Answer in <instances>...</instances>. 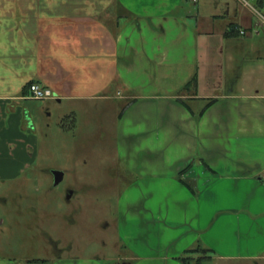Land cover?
Masks as SVG:
<instances>
[{
	"label": "crops",
	"instance_id": "0c3cea01",
	"mask_svg": "<svg viewBox=\"0 0 264 264\" xmlns=\"http://www.w3.org/2000/svg\"><path fill=\"white\" fill-rule=\"evenodd\" d=\"M140 1L142 12L123 0H0V184L25 178L41 159L32 84L55 93L44 103L78 106L101 101L117 83L135 101L119 123L118 149L129 176L138 178L135 191L148 181L182 180L192 188L186 198L199 209L198 223L190 224L194 247L184 253L214 252L207 263L263 261L264 20L256 12L264 16V7L259 0H208L206 10L187 16L193 25L170 13L187 10L183 3ZM75 116L64 117L60 130L75 128ZM143 214L136 231L162 232L155 245L148 231L146 247L168 245V227L150 208ZM222 219L217 234L214 222ZM131 235L122 240L132 247ZM146 250L149 256L120 264L161 260L158 250ZM79 260L32 264H84Z\"/></svg>",
	"mask_w": 264,
	"mask_h": 264
},
{
	"label": "rangeland",
	"instance_id": "374dc122",
	"mask_svg": "<svg viewBox=\"0 0 264 264\" xmlns=\"http://www.w3.org/2000/svg\"><path fill=\"white\" fill-rule=\"evenodd\" d=\"M123 1L131 5L130 8L144 9L140 0ZM152 2L155 6L167 4L171 7L183 3L187 10L170 13L195 25V21L187 16L190 12L196 13L198 8L206 10L209 1ZM255 22L258 23V19ZM261 32L264 33V28ZM114 85L101 92V101L98 102L78 106H60L54 101L30 102L34 119L42 124L41 159L25 178L0 184V263L32 264L64 257L66 260L80 259L79 262L84 264H120L122 259L132 255H148L146 249L159 251L156 257L161 260L154 264H182L173 258L192 257L184 250L194 247L197 230L190 224L198 223L195 212L199 209L193 199V202L187 200L189 190L178 180L157 185L148 181L147 187L143 184L142 193L135 191L138 178L134 173L129 176L128 165L118 154L121 143L119 123L125 117L127 107L135 101L127 99L129 94L119 91L117 83ZM72 112L77 114L75 128L61 131L60 125L66 120L64 117ZM70 120L73 126L74 119ZM194 166H200V162L196 161ZM55 172L65 176L57 188L54 185ZM70 192H75L74 198L70 197ZM144 207L155 213L152 219L158 220L161 227H168V237L165 233L163 236L170 241L168 245L146 247L148 231L150 235L154 234L149 239L155 245L162 239L157 237L162 232H153L151 227L135 230L142 227L139 221L140 215L144 216ZM223 220L214 222L217 234L222 232ZM130 233L133 234L132 247L122 240ZM257 234L259 240L264 238V232L258 231ZM188 237H192V241H188L190 244L186 242ZM193 257L195 260L199 258ZM165 258L167 260L163 261ZM246 264H264V260Z\"/></svg>",
	"mask_w": 264,
	"mask_h": 264
},
{
	"label": "trees",
	"instance_id": "16d2710c",
	"mask_svg": "<svg viewBox=\"0 0 264 264\" xmlns=\"http://www.w3.org/2000/svg\"><path fill=\"white\" fill-rule=\"evenodd\" d=\"M263 7H264V0H259V8H263ZM231 29L232 30H230V33L232 35H236V33L237 34L239 33L238 29H236V28H231ZM195 83H196V81L190 85L191 88H193L195 86ZM190 86H189V90H190ZM187 90H188V88H187ZM183 174H184V172H183ZM181 184H183V186L187 187L189 190L192 191V188L186 182L181 180ZM186 253L188 256H192V257L180 259V261L183 264H193L194 261H196L197 264H203L204 262L210 261L212 259V256L214 255V252L204 250L202 248H199V249L193 250V251H189ZM193 256H195V257L197 256L199 258L195 260V258Z\"/></svg>",
	"mask_w": 264,
	"mask_h": 264
},
{
	"label": "built area",
	"instance_id": "2783aa9c",
	"mask_svg": "<svg viewBox=\"0 0 264 264\" xmlns=\"http://www.w3.org/2000/svg\"><path fill=\"white\" fill-rule=\"evenodd\" d=\"M256 14L262 17V19L264 20V16L261 12L257 11ZM241 35L243 36L245 35V33L242 32ZM29 98L31 100L39 102L52 101L57 99L55 93L52 90L44 88L38 84H33L29 87Z\"/></svg>",
	"mask_w": 264,
	"mask_h": 264
},
{
	"label": "water",
	"instance_id": "95a60500",
	"mask_svg": "<svg viewBox=\"0 0 264 264\" xmlns=\"http://www.w3.org/2000/svg\"><path fill=\"white\" fill-rule=\"evenodd\" d=\"M54 175L56 177L55 185L59 186L63 182L64 174L60 172H55Z\"/></svg>",
	"mask_w": 264,
	"mask_h": 264
},
{
	"label": "flooded vegetation",
	"instance_id": "af4514ba",
	"mask_svg": "<svg viewBox=\"0 0 264 264\" xmlns=\"http://www.w3.org/2000/svg\"><path fill=\"white\" fill-rule=\"evenodd\" d=\"M53 175H54V174H53ZM64 180H65V176H64L63 182H64ZM54 182H56V177H55V175H54ZM63 182H62V183H63ZM62 183H61V184H62ZM61 184H60V185H61ZM54 185H55V183H54ZM60 185H59V186H60ZM59 186H56V185H55L56 188L59 187ZM69 195H70L71 198H74V196H75L76 194H75V192H74V193H73V192H70ZM57 258H61V257H57ZM45 263H47V262H45Z\"/></svg>",
	"mask_w": 264,
	"mask_h": 264
}]
</instances>
